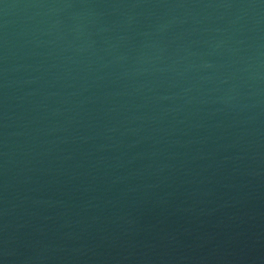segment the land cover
<instances>
[{
	"label": "water",
	"instance_id": "obj_1",
	"mask_svg": "<svg viewBox=\"0 0 264 264\" xmlns=\"http://www.w3.org/2000/svg\"><path fill=\"white\" fill-rule=\"evenodd\" d=\"M0 264H264V0H0Z\"/></svg>",
	"mask_w": 264,
	"mask_h": 264
}]
</instances>
